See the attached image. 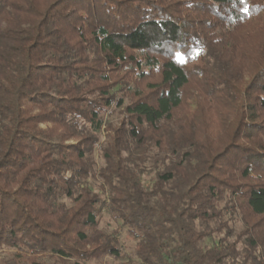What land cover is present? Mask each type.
Segmentation results:
<instances>
[{
	"label": "trees",
	"instance_id": "trees-1",
	"mask_svg": "<svg viewBox=\"0 0 264 264\" xmlns=\"http://www.w3.org/2000/svg\"><path fill=\"white\" fill-rule=\"evenodd\" d=\"M4 250L264 264V0H0Z\"/></svg>",
	"mask_w": 264,
	"mask_h": 264
},
{
	"label": "rangeland",
	"instance_id": "rangeland-1",
	"mask_svg": "<svg viewBox=\"0 0 264 264\" xmlns=\"http://www.w3.org/2000/svg\"><path fill=\"white\" fill-rule=\"evenodd\" d=\"M99 162H101L100 159ZM101 227L106 229L107 231H117L118 236L120 237V241L124 245L126 252H132L134 250L135 241L131 238V236H129L127 231L124 230L121 225L110 216L107 211L104 213L103 218L101 220ZM9 252V250L0 251V257H6L5 255ZM102 264H113V260L108 258Z\"/></svg>",
	"mask_w": 264,
	"mask_h": 264
},
{
	"label": "snow or ice",
	"instance_id": "snow-or-ice-1",
	"mask_svg": "<svg viewBox=\"0 0 264 264\" xmlns=\"http://www.w3.org/2000/svg\"><path fill=\"white\" fill-rule=\"evenodd\" d=\"M241 3H244V0H241ZM181 62H183V61H181Z\"/></svg>",
	"mask_w": 264,
	"mask_h": 264
}]
</instances>
